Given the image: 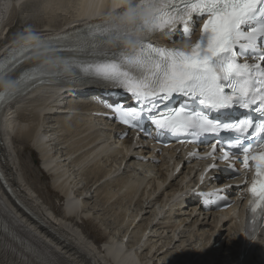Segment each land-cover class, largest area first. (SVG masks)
<instances>
[{
  "label": "bare ground",
  "instance_id": "1",
  "mask_svg": "<svg viewBox=\"0 0 264 264\" xmlns=\"http://www.w3.org/2000/svg\"><path fill=\"white\" fill-rule=\"evenodd\" d=\"M111 5V0H0V49L8 44L17 47L21 39L75 29L83 21L93 20L94 15L106 14ZM31 7L36 18L33 22L59 29L37 33L34 31L39 29H28L18 34L13 21L28 20ZM13 32L17 36L11 40ZM171 37L162 35L158 42L166 44ZM73 94L79 102H64L60 90L40 89L15 103L0 121V169L8 185L7 189L0 186V198L40 248L54 252L64 264H173L175 256L188 258L191 264H224L228 257V264H239L238 255L244 252L248 257L258 249L262 254L240 264H264L263 240L258 238L243 247L240 244L239 228L232 218L236 207L214 213L205 211L197 198H180L189 191L184 187L189 167L177 172L181 159L173 151L168 153L171 160L166 161L155 156V148L141 136L121 138V128L93 117L99 108L84 104L81 96ZM28 148L30 154L39 155L38 165H31L25 157ZM43 172L51 175L53 193L64 199L61 208L53 203L47 187L41 186ZM211 184L226 185L221 179ZM131 206H135V214L129 213ZM145 215L148 217L143 218ZM175 217L180 218L178 224ZM106 218L112 221L111 229H107L108 224L104 227ZM206 219H212L211 224ZM220 222L229 223V231H234L225 253L219 246H208ZM163 223L170 225L157 229ZM89 224L99 230L101 238L108 239L105 244L96 245L97 238L88 232ZM208 225L210 229H205ZM5 226L15 228L9 222ZM194 237L203 241L196 251L204 252L201 263L199 259L191 262L188 254L186 244ZM17 238L23 244L22 237ZM45 253L38 254V260Z\"/></svg>",
  "mask_w": 264,
  "mask_h": 264
},
{
  "label": "snow or ice",
  "instance_id": "2",
  "mask_svg": "<svg viewBox=\"0 0 264 264\" xmlns=\"http://www.w3.org/2000/svg\"><path fill=\"white\" fill-rule=\"evenodd\" d=\"M143 7L151 12L153 23L141 29L145 34L139 42L138 59L130 63L118 54L107 53L103 43L109 30L98 24L89 29L91 60L70 68V73L82 81L98 80L124 91L132 101V106L121 110L125 125L143 120L178 138L209 136L211 152L206 158H213L217 151L222 152L223 161L242 155V161L227 169L234 174L240 166L255 164V176L247 189L253 198L250 210L253 214L264 210V51L256 52L258 46L264 49V23L259 27L253 23L264 22V0H146ZM197 26L198 42L185 49L161 48L151 42L158 32L179 31L187 37L194 34L190 27ZM175 39L173 35L170 42ZM53 43L42 41L41 45L51 47ZM249 58L259 62L249 64ZM254 73L260 76L255 81ZM43 79L34 75L31 83ZM25 80L17 83L18 94L28 87ZM240 81L243 83L237 90ZM249 85H254L256 95L250 93ZM226 89H231V94ZM173 101L177 103L172 105ZM4 103L0 99V108ZM189 103H198L200 110L189 111ZM236 107L247 114L232 116ZM254 148L262 151L256 153ZM237 190L243 189L237 186ZM252 223L255 225V220ZM255 238L256 228H246L243 239L251 244Z\"/></svg>",
  "mask_w": 264,
  "mask_h": 264
},
{
  "label": "rangeland",
  "instance_id": "3",
  "mask_svg": "<svg viewBox=\"0 0 264 264\" xmlns=\"http://www.w3.org/2000/svg\"><path fill=\"white\" fill-rule=\"evenodd\" d=\"M31 14H30V13ZM29 12L27 13L28 15H29V17L27 18L28 20H26L25 22H23V23H17L16 24V22L15 21H13L12 23H13V25H14V28H16V31H18V34H20V33H24V32H26V31H28V29L29 30H31V31H34L35 29H39V30H35L34 32H36L37 33V31L38 32H40L41 30L42 31H46V30H49V31H51V29L52 30H57V29H59V28H57L56 29V26H55V29H53V28H51V29H47L46 27H45V24H42L41 25V23H39V22H33V20L34 19H36V18H33V16H32V14L35 12L34 10H32V7H31V10H29ZM33 19V20H32ZM58 21H60V20H58ZM31 25H30V24ZM39 23V24H38ZM16 24V25H15ZM36 24H38V25H36ZM17 25H19V26H17ZM36 25V26H35ZM27 26V27H26ZM31 26V27H30ZM32 27H34V28H32ZM37 27H39V28H37ZM44 29H43V28ZM58 27V26H57ZM41 31V32H42ZM17 36V34L15 33V32H13L11 35H9V37H10V39L11 40H13V39H15V37ZM10 39H8V40H10ZM6 41H7V39H6ZM1 45H3V40L0 42V46ZM30 152H31V148L29 149L28 148V150L26 149L25 150V157H27V160L31 163V165H38V158H39V155L37 154V153H35V152H33L32 154H30ZM32 156V157H31ZM116 161H114L113 162V165H117L116 163H115ZM117 163H118V161H117ZM31 177H32V175H31ZM39 182H40V184H41V186L42 187H47V190L50 192L48 195H51V198H52V201H53V203L54 204H56V206H58V207H62V203L64 202V199L62 198V196H60V195H58L59 193H56V194H54L53 193V191H52V188H51V175H48L46 172H43V176L40 178V180H39ZM84 186V185H83ZM83 186H82V188H83ZM149 188L150 187H148L147 188V190H149ZM58 197V198H57ZM60 198V199H59ZM132 207V206H131ZM129 207V210H130V214H135L136 213V208H135V206L134 207ZM132 211V212H131ZM103 211H101V213L100 214H102L103 215V213H102ZM101 215V216H102ZM103 216H105V215H103ZM103 216H102V218H103ZM148 217V215H145L143 218H147ZM101 218V219H102ZM202 218H204V217H201L200 219H202ZM107 219V218H106ZM104 221H106V222H108V223H105L104 224V227L106 228V225H107V229H111L112 227H113V225L111 224L112 223V221H110L109 219H107V220H104ZM110 221V222H109ZM179 221H180V218L179 217H175V222H176V224H178L179 223ZM205 221H207V223L208 224H211V221H212V219H206ZM204 221V222H205ZM162 223V222H161ZM169 223H167V224H159L158 226H156L157 227V229H158V227L159 228H164V227H166V226H169L168 225ZM134 225H136V222H135V224ZM134 225L133 226H131L132 227V229L134 228ZM165 225V226H164ZM184 225V224H183ZM182 225V226H183ZM111 226V228H109ZM163 226V227H162ZM87 227H88V232H91V236L95 239V238H97L96 240V245L97 246H101V245H103V244H105L107 241H108V239L106 238V237H100V232H99V230L97 229V228H95L94 226H92L91 224H89V225H87ZM151 226H149V228H150ZM211 227H214V225H211ZM181 228L182 227H180V229H178L177 231H176V233H178V231H180L181 230ZM205 229H210V227H209V225L208 226H205L204 227ZM132 229H130L129 230V232L132 230ZM95 230V231H94ZM98 232H97V231ZM169 231H170V229H168ZM158 231H162V230H158ZM231 231H233V230H230L229 231V223H223V222H220L219 224H218V226H217V228H216V232L213 234V239H212V242H211V244H209L208 246L211 248V249H214V248H216V247H220L221 248V251H222V249H223V252L225 253V249L227 248V246L230 244V242L228 243V239H231V235L232 234H230V232ZM234 232V231H233ZM232 233V232H231ZM172 234V233H171ZM171 234H170V236H171ZM185 235V234H184ZM235 236V235H234ZM116 237H118V236H116ZM99 238V239H98ZM188 238L186 237V239L185 240H187ZM200 240V239H199ZM196 240V238L194 237L193 239H191V240H188L189 242H187V246H188V248L187 249H189V256L191 257V259H192V261L191 262H196L198 259H199V262L201 263V261H202V259H204V256H203V254H204V252H199L198 254H196L197 252L196 251H200V249L202 248V240ZM263 241H264V239H263ZM263 241H261V242H263ZM191 243V244H190ZM228 243V244H227ZM208 246L206 247V248H208ZM230 246H232V245H230ZM219 248V249H220ZM249 248H251V247H249ZM206 250V249H205ZM263 250H264V248H263ZM222 252V254H224ZM253 252V253H252ZM264 252V251H263ZM258 253V254H257ZM259 253L260 254H262V252L259 250L258 251V249L256 250V252H254V251H251V256H245V253L244 252H242V260H243V262H245L246 260H248L247 262H249L250 260H252V257L253 256H258L259 255ZM176 254V253H175ZM174 255V254H173ZM241 255V254H240ZM240 255H238L239 256V259H240ZM250 257V258H249ZM180 261H179V260ZM239 259H238V262H239ZM175 260L177 261V262H175V263H173V264H180V263H182V262H186V264H189L190 262H187L188 261V258L186 259V260H184L183 258H181V257H177V256H175ZM241 260V261H242ZM174 262V261H173ZM230 262V260H229V257L227 258V260L224 262V264H228ZM191 264V263H190Z\"/></svg>",
  "mask_w": 264,
  "mask_h": 264
},
{
  "label": "clouds",
  "instance_id": "4",
  "mask_svg": "<svg viewBox=\"0 0 264 264\" xmlns=\"http://www.w3.org/2000/svg\"><path fill=\"white\" fill-rule=\"evenodd\" d=\"M129 22H131V17L129 18Z\"/></svg>",
  "mask_w": 264,
  "mask_h": 264
}]
</instances>
